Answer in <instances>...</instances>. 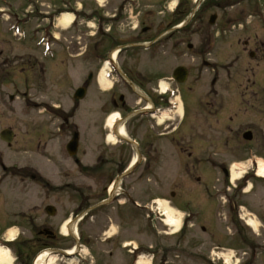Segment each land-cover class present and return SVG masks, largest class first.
<instances>
[{"label": "flooded vegetation", "instance_id": "af4514ba", "mask_svg": "<svg viewBox=\"0 0 264 264\" xmlns=\"http://www.w3.org/2000/svg\"><path fill=\"white\" fill-rule=\"evenodd\" d=\"M205 1L180 0L170 11L169 2L162 7L138 2L133 8L123 0L117 15L104 13L95 38L73 55L84 57L85 72L71 105L61 100L62 86L70 83L52 77L59 65L20 59L26 110L33 102L49 120L35 131L40 170L27 168L3 178L14 192L19 190L0 196V204L5 200L11 207L7 215L0 214V224L6 225L0 237L11 248L13 264H36L43 250L71 248L73 237L61 233L70 214L73 225H100V240L116 223L114 237L102 242L115 240L109 256L119 250L125 264H135L140 249L133 240L124 247L120 234L131 229L135 239L141 193L175 196L179 191L181 197L189 182L200 187L206 165L223 162L222 154L243 155L247 149L244 159L257 155L249 145L264 144V0H210L208 14L202 8ZM238 20L246 25L237 29L246 36L242 52L247 66L241 73L237 64L242 56L233 50L225 62L215 49L217 40L208 39L212 30L217 36L233 32ZM109 25L114 29L105 30ZM9 61L5 57L0 65L9 68ZM224 72L227 78L221 80ZM30 77L37 82L29 85ZM225 85L231 91L228 98ZM78 89H84L83 99L75 98ZM37 94L43 96L40 103L34 102L41 97ZM83 103L84 128L76 121ZM76 136L78 143L70 148ZM60 138L68 140L53 148L50 141ZM62 158L67 172L57 171ZM151 202L144 205L145 212ZM9 229H17L13 241L5 238ZM68 259L58 258L59 264H70ZM90 262L101 260L82 259L80 264Z\"/></svg>", "mask_w": 264, "mask_h": 264}, {"label": "rangeland", "instance_id": "374dc122", "mask_svg": "<svg viewBox=\"0 0 264 264\" xmlns=\"http://www.w3.org/2000/svg\"><path fill=\"white\" fill-rule=\"evenodd\" d=\"M9 4L5 5V0H0V8H3L5 13L0 15V64L4 60L5 57L9 58V64L12 62V64L8 66L0 65V132L5 128H11L15 132V138L12 142V145H8L0 138V196L4 197L5 195H15L19 194V190H15L14 192L10 186H8V181L3 180L5 174L7 173H22L28 171L27 168H30L29 171L36 172L40 170V164L42 163V160H40V155L37 148V143L39 141V134L36 133V129H38L40 126L44 124V122H48L49 117L44 116L42 114L38 113V109L33 106V102L30 103V107L28 106L26 110V103L23 100L22 97V91H23V84L25 82L23 75H21L20 72V59L23 57L25 58H35L37 60L44 61V64L46 66L52 67L54 65V62H48L45 60L42 54V50H44L43 46V38H45V31L42 30V27H39L38 24H43L44 27L49 26V22L47 20H44L40 17L37 18L35 14L29 15L25 12L26 5L28 3L24 0H6ZM33 1V0H32ZM63 8H70L74 9V13L72 11H66L63 9L58 10V3L56 0H36V4H39L40 10H42L45 13H52L53 11L58 10L61 12V14L55 18V27L52 31V34L54 38H56L59 41H56L51 36L50 40H53L54 43V60L58 65L61 67H66L68 75H65L63 72H60V75H57V77H60V81H68L66 83H70L65 88L61 89V92L63 96L61 97L62 103L71 105L72 99H71V93H73V90L76 86L80 84V79L83 76L84 71V59H81L79 57H70V54H77L81 53L82 50L79 49L80 47L85 48L86 45V32H87V20L85 18V15H90L95 12L102 13L106 16H115L117 14L118 8L122 2V0H60ZM142 1V3L150 4L151 2L161 3L166 2V0H138ZM191 3L194 4V1L191 0ZM59 3V5H61ZM197 4V3H196ZM203 5V10L205 14H208L211 12L209 8L210 0H206ZM62 7V6H60ZM33 8L32 5H29L27 12L31 11ZM16 14H14V13ZM29 15L32 19L31 23L26 25L27 29L25 40H22L21 38H17L13 35L12 32L9 31V29H12V26L14 25V18L15 16L18 17L17 14H19L21 20L24 18L22 15ZM39 13V10H38ZM64 15H70L71 21L67 26H61L60 20L61 17ZM39 16V15H38ZM37 18V19H36ZM209 23V22H208ZM207 24V21H206ZM210 26V24L208 25ZM235 26V25H234ZM233 28L235 33L231 31H221L219 32V36H217L216 32L217 30L213 31L211 28L209 30H212L210 33L211 35L208 37V39L217 40L216 50L221 51L222 59L226 62L231 58V54L233 50H236V55H241L242 58L237 64V68L239 73L243 72L244 68L247 66V58H245L246 55L243 53V42L246 39V36L242 33H239L237 29L239 28H246L245 21L238 20L237 25ZM43 27V28H44ZM132 29L134 25H131ZM220 27L224 28V25L220 24ZM117 28L121 31H128V28H125L124 26H117ZM112 29H114V25L112 26ZM209 44V41H208ZM238 44V46H237ZM215 49H210L211 52H215ZM61 53L60 61H58V54ZM29 56V57H28ZM247 56V55H246ZM50 60V59H49ZM76 60V63H73V61ZM62 61V63H61ZM72 61V62H71ZM71 62V63H68ZM240 66V67H239ZM208 71V70H207ZM205 72V74L207 73ZM238 74V78H239ZM221 80H225L227 78V73H221ZM37 77L29 78V85L31 83H36ZM231 91L228 90V86L225 85V90L223 91V94H225L228 98ZM30 93L34 95V91L30 90ZM11 95H15L16 98L14 100L10 99ZM224 95V96H225ZM39 99H35V103H40L43 100V96L40 94L35 95V97H39ZM48 102V101H46ZM41 109V108H40ZM79 112L78 119H76L77 123L80 124L84 128V112L85 109V103L81 105ZM35 134V142H34V136ZM28 140V141H27ZM68 138H60V139H54L53 141H50V144L53 148H56L60 146L61 144L67 142ZM28 142V143H26ZM63 142V143H62ZM251 148L255 150L257 154L264 155V144L260 145H249ZM225 151V150H223ZM247 153V149L245 151ZM243 153V155L240 154V152H229L226 155H223L224 158L222 160H227L228 164L235 159L245 158L247 154ZM223 153V152H222ZM64 155H67L64 153ZM63 157V156H62ZM56 162H58V159H55ZM57 171H68L67 163L63 161V158L60 162V166L57 167ZM217 170L213 169L211 166H206L205 168V176L209 177L208 186L215 183V180L217 178ZM212 177V178H211ZM186 185V184H185ZM192 186V184H191ZM186 187V192L182 195V204L185 205L190 211L197 214L198 206L200 202L203 204L202 212L203 215H199L198 220V226L205 227L202 223L203 219H209L210 222L214 221V218L210 215L211 214V207L215 209L217 206H221L220 203H217L216 200H212L210 205L207 207V200L204 196V198L201 201L203 190H200L201 188L193 185V188H190L189 186ZM222 186H220L221 188ZM19 188V186H17ZM10 189V190H9ZM225 189V187H223ZM222 189V190H223ZM185 191V190H184ZM166 193V192H165ZM161 193L158 194L161 199L167 200L172 198L173 202L176 203L179 201L181 202L180 198L181 192L176 191L175 196H170L169 194ZM6 197V196H5ZM151 197V196H150ZM149 197V198H150ZM153 197V196H152ZM151 197V198H152ZM246 198L245 202L248 206H252L251 209L247 206L243 208L244 216L246 219L250 218L253 222L256 224V228L258 229V235L259 239L264 242V232L262 231L264 227V190L258 189L252 191V193ZM142 203H148L149 198L144 196L143 194L140 196ZM239 198V197H238ZM237 198V199H238ZM241 198H243L241 196ZM251 199V201H250ZM263 199V200H262ZM244 201V200H243ZM255 202H261L259 205H255ZM33 203V202H32ZM163 203V202H162ZM168 205V204H167ZM169 206V205H168ZM172 206V205H171ZM183 206L184 208H186ZM0 214L3 212L5 215L8 214V212L11 210V207L9 204L4 200L0 204ZM29 205L25 206L24 210H28ZM174 208V207H173ZM181 214L184 213L181 211ZM220 215V212L218 213V216ZM150 216V215H149ZM177 216V215H176ZM6 217V216H5ZM70 218V215L68 216ZM179 217V215H178ZM181 217V216H180ZM201 221V222H200ZM81 223L78 227L79 229V238L81 245L78 247V251L82 250L81 256L82 258H85L90 261H97L101 260L100 264H125L124 263V257L122 256V251H115L113 250V256L110 257L108 252L111 250L113 245L115 244V240H109L107 243H103L102 240L99 239V231L101 226H86V223ZM116 225V224H115ZM220 225V223H219ZM0 226L2 227L0 230V236L2 235V231L6 227L5 223H1ZM155 226H157L158 230L163 231L164 226L160 220V216L155 212L151 215V217L144 218V214H141L140 217V224H139V230H137V223L134 228L136 236L135 242L140 244L143 248L153 246V250L150 251V253H147V258H153L154 257V263L153 264H223L222 261H219L217 257V253H228L229 247H238L232 242L231 238L228 235H226V226L222 225L221 227L216 228L217 231L220 232V235L217 234L213 238L206 235L208 233H201L200 228H194L182 231L180 232V235H174V236H168L163 233H161L162 236L157 237L154 232ZM216 225H213L215 227ZM117 228V226H115ZM112 230V233L114 231L117 232L116 228ZM87 229L91 232H88ZM235 229V230H233ZM233 229L229 230V233H232L237 230L234 226ZM157 230V231H158ZM185 230V229H184ZM12 231V230H11ZM131 233L133 231L130 229ZM173 231V230H172ZM214 231L213 229L210 230V232ZM249 229L246 226H243L244 233H247ZM115 232V233H116ZM263 232V233H262ZM112 233L109 231L107 234L108 236H111ZM129 234L127 231L126 233L121 231V238L122 240H128L132 234ZM87 235H92L93 241L97 242L96 244L92 243H86L88 242ZM129 237V238H127ZM242 238H244V235H241ZM97 238V240H96ZM132 238V237H131ZM130 238V239H131ZM240 238V236H239ZM1 239V237H0ZM241 239V238H240ZM124 240V241H125ZM243 240V239H242ZM245 241V240H244ZM77 240H72L71 245H76ZM90 242V241H89ZM0 244L4 247L6 246L2 240L0 241ZM72 246V247H73ZM246 249L245 246H241ZM46 251V250H43ZM230 252H234L235 254L243 251H237L230 249ZM254 253V264H264V259L262 258L261 252L259 255H255ZM216 256V257H215ZM221 255H219L220 258ZM231 256V255H229ZM237 256V257H238ZM245 259H240L241 262H244L243 264H250L252 253L247 254L245 256ZM50 259L56 258L55 255H50ZM228 258V257H226ZM215 259V260H214ZM70 260V259H69ZM68 260V261H69ZM81 258L71 259L69 261L70 264H80ZM228 264H233L236 260V257H233V259L230 260L228 258ZM60 262V261H59ZM58 262V264H59ZM92 264V263H90ZM151 264V260H150Z\"/></svg>", "mask_w": 264, "mask_h": 264}, {"label": "bare ground", "instance_id": "6f19581e", "mask_svg": "<svg viewBox=\"0 0 264 264\" xmlns=\"http://www.w3.org/2000/svg\"><path fill=\"white\" fill-rule=\"evenodd\" d=\"M71 21V16L70 15H64L61 17L60 24L61 26H67ZM113 121V119H112ZM112 121L110 124H112ZM259 174L264 175V162H260L259 166ZM239 174L235 170H233V177H237ZM164 203V204H163ZM162 204V211L163 216L165 218V223L171 227L172 229H175V232H177L181 226V221L180 218L176 216V212L170 206L167 205L166 202H163ZM160 204V202H159ZM253 225V224H252ZM63 234L68 235V227L66 225L63 226L62 228ZM14 232H10V236H14ZM47 255H50L48 252H45L42 254L39 258L36 264H44L45 258H47ZM0 264H12V258L9 250L7 248L1 247L0 246ZM49 264H56V258L50 259ZM138 264H149L148 261L141 259Z\"/></svg>", "mask_w": 264, "mask_h": 264}, {"label": "water", "instance_id": "95a60500", "mask_svg": "<svg viewBox=\"0 0 264 264\" xmlns=\"http://www.w3.org/2000/svg\"><path fill=\"white\" fill-rule=\"evenodd\" d=\"M83 96H84V90L83 89L78 90V92L76 94V97L77 98H83ZM2 137H3V139H5L7 141H11L12 138H13V133L10 132V131H5V133L2 134ZM77 143H78V140H77V136H76L75 139H74V141H72L70 143V148L71 147H74L75 148L76 145H77Z\"/></svg>", "mask_w": 264, "mask_h": 264}]
</instances>
